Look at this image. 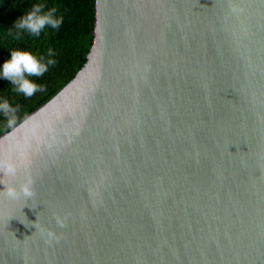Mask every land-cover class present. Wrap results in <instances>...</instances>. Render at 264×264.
Listing matches in <instances>:
<instances>
[{"label":"water","instance_id":"obj_1","mask_svg":"<svg viewBox=\"0 0 264 264\" xmlns=\"http://www.w3.org/2000/svg\"><path fill=\"white\" fill-rule=\"evenodd\" d=\"M0 264H264V0H94L0 135Z\"/></svg>","mask_w":264,"mask_h":264},{"label":"trees","instance_id":"obj_2","mask_svg":"<svg viewBox=\"0 0 264 264\" xmlns=\"http://www.w3.org/2000/svg\"><path fill=\"white\" fill-rule=\"evenodd\" d=\"M34 6H43L41 14L55 9L54 15L62 19L59 28L46 25L38 36L18 28L17 22ZM93 20L94 0H0V68L16 50L28 51L44 63L55 61L42 76L25 74L41 88L31 97L17 92L11 81L0 76V102L7 101L14 109L9 113L0 111V135L16 126L82 68L92 40Z\"/></svg>","mask_w":264,"mask_h":264},{"label":"clouds","instance_id":"obj_3","mask_svg":"<svg viewBox=\"0 0 264 264\" xmlns=\"http://www.w3.org/2000/svg\"><path fill=\"white\" fill-rule=\"evenodd\" d=\"M42 7L34 6L33 11L22 17L16 26L20 29H26L29 33L37 36L46 25L52 29L59 28L62 19L54 15L55 9L41 14ZM233 10L235 11L236 9ZM51 55L52 53L49 52V56ZM10 56V60L4 62L2 68H0V76L11 81L12 85L16 86V91L22 93L25 97L33 96L41 88L36 83L25 78V74L28 76H42L48 71V66L54 64L55 61L49 59L47 63H44L42 58H38L28 51H12ZM0 111L9 113L14 112V109L7 101H3L0 102ZM11 171L12 169L10 168L9 172Z\"/></svg>","mask_w":264,"mask_h":264}]
</instances>
